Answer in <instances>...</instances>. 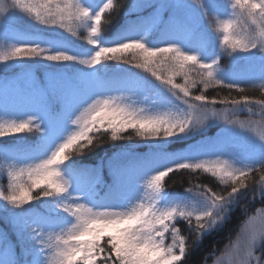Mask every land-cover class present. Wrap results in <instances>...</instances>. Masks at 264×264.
<instances>
[{"label": "trees", "instance_id": "1", "mask_svg": "<svg viewBox=\"0 0 264 264\" xmlns=\"http://www.w3.org/2000/svg\"><path fill=\"white\" fill-rule=\"evenodd\" d=\"M1 1L5 7L11 4V0ZM72 2L88 8L94 17L107 0ZM113 2L123 7L115 13L114 19L101 26L99 35L93 38L94 44H89L86 39L92 27L90 19L76 29V35H72L59 26L41 24L19 10H10L2 17L0 56L9 54L15 47L27 45L45 49L46 55L62 53L73 60L54 62L36 57L0 61V124L33 121L30 129L22 133L0 137V156H6L8 160L5 163L0 158V192H9L12 183L9 170L19 173L24 169L19 181L29 185L27 169L48 159L60 144L77 132L79 126L73 121L97 100H114L117 106L142 119L188 117V105L177 97L170 85L155 79L151 71L133 66V53L117 54L116 59L102 60L94 66L79 62L91 60L101 47L119 46L130 41H140L151 49L176 46L185 54L197 56L201 63L217 62L215 76L218 80L246 88V94L251 98L264 97V90L259 86L264 85V53L257 47L249 52L229 54L223 44L221 25L232 18L231 0H202L203 9L185 3L176 7V0H167V10L158 23L150 21L154 11L151 7L137 11L133 10L134 0ZM152 2L159 4L161 0ZM205 11L217 16L211 26L205 18ZM108 15L112 13H105ZM172 18L175 24L171 23ZM172 56L173 53H168L169 59L158 57L152 69L163 78L172 75L174 69L169 67L173 63ZM191 68L192 64L188 62L185 70L189 71V81H199ZM50 81H58L74 90L70 104H65L63 90L49 88ZM173 81L185 84L183 75L173 76ZM38 91L46 94V104L40 102ZM189 92L190 96L203 92L209 100L240 98L242 95L219 85L205 90L199 82L190 87ZM252 109L256 112L257 106L253 104ZM206 111L218 113L219 118L209 116L195 130L189 128L185 133L167 138L141 137L130 128L119 139L113 140L110 130H101L95 133L94 144L89 150L73 154L59 166L61 177L69 185L65 194L34 199L20 208L0 200V264H55L54 251L41 241L49 233H67L76 224V218L65 212L63 205L83 204L93 212H103L94 208L93 201L97 193L104 192L107 187L132 208L136 203L145 202L141 197L155 175L183 163L227 161L231 167L240 170L264 166V142L256 132V128L264 124L258 123L249 130V120L259 121L258 113L250 116L245 107H240L233 114L227 106L219 103L207 104ZM225 116L234 121V125L225 124ZM35 124L40 125L38 131ZM143 158L149 162L147 167L141 164ZM255 179L259 181L258 173ZM161 183L163 188L160 191L165 199L155 205L156 208L160 211L183 209L193 216L212 209L204 196L189 190L191 187L203 185L224 194L230 190L219 177L203 170L170 173ZM39 190H33V195L38 196ZM254 191L255 187L245 189L232 197L223 206L227 209L223 218L199 236L194 229V220L190 226L183 218L177 217L175 225L186 246L181 264H235L241 255L240 243L247 234L256 238L250 264H264V228L257 230L264 215V192L253 197ZM214 211L219 213L222 209ZM33 229L44 236H37ZM107 240L108 237L104 236L100 241L106 250ZM172 241L170 230L165 233L164 243L171 245ZM173 251L178 254L177 247Z\"/></svg>", "mask_w": 264, "mask_h": 264}, {"label": "snow or ice", "instance_id": "2", "mask_svg": "<svg viewBox=\"0 0 264 264\" xmlns=\"http://www.w3.org/2000/svg\"><path fill=\"white\" fill-rule=\"evenodd\" d=\"M192 4L203 9L202 0H191ZM176 7L182 6V0H176ZM233 8L232 18L222 22L221 30L224 33L223 44L227 46L228 53L249 52L259 47L264 52V0H231ZM123 5L113 0H107L103 7L96 12L95 16L90 15L88 8L81 6L79 2L72 0H11L7 7L0 5V14L7 15L10 10H19L29 16L34 17L39 23L44 25H55L76 35V29L84 25L87 20H92V27L88 31L86 39L89 44H94V37L99 35L101 26L106 25L115 18V13L119 12ZM145 7L154 9L150 21L158 23L162 19V14L167 10V0H161L159 4H153L152 0H134L133 10H142ZM239 9V11H235ZM111 12L112 15L105 16ZM208 24L211 26L216 15L207 11L204 13ZM171 23L175 24L174 18ZM246 26V27H245ZM240 29L237 31V29ZM46 50L35 46L15 47L9 54L0 56V61L14 59H31L43 57L48 61L64 62L73 60V57L58 53L46 55ZM133 53L132 63L137 68L151 71L155 79L163 84L170 85L171 90L177 97L186 103L190 109L187 118L170 119L168 117H148L138 118L130 111L115 104L114 100H97L94 104L83 111L74 121L79 126V130L72 134L64 143L60 144L51 156L34 167L27 169L31 183L24 185L19 181L20 175L24 173L21 169L19 173L9 170L8 175L12 183L9 192H0V200H4L12 207L20 208L29 204L34 199L41 197H58L68 191V181L61 177L59 166L68 160L73 154H83L93 146L95 133L109 131L113 140L119 139L121 134L128 129H135L136 134L145 138H167L185 133L189 128L195 130L202 126L205 121L212 116L219 118L218 113L209 114L206 111L207 104H221L228 107L233 114L240 107H245L251 115H259V121L249 120V130H252L258 123L264 124V97L254 99L249 97L246 88H241L232 84H225L218 80L215 72L217 62L201 63L195 55L185 54L176 46H167L151 49L140 41H130L114 47H101L91 60L79 61L88 66H94L102 60L116 59L117 54ZM168 53H173L170 58L173 62V74L163 78L162 74L152 69V65L157 64L158 57H167ZM191 62L190 71H195L199 81L193 79L189 81V71L185 70V65ZM163 63V61H161ZM159 67V65H157ZM183 75L185 84L174 83L173 76ZM197 82L203 85L206 90L210 86L219 85L227 88L231 92L236 90L242 95L240 98L225 97L209 100L203 92L199 95L190 96V87H195ZM264 90V85H259ZM49 88L53 91L63 90L62 98L66 105L70 104L74 95V90L68 89L66 85L58 81H50ZM38 96L42 104H46V94L38 91ZM199 102V104L195 103ZM257 106V111L253 112L252 105ZM224 123L234 125V121L227 116ZM33 124L31 119L23 122L13 121L10 124H0V137L8 133H22L30 129ZM36 131L40 129L39 124H35ZM92 133L93 135H90ZM264 141V135L260 137ZM72 150V151H70ZM5 163L8 162L6 156H0ZM186 170L189 173L203 170L210 172L213 176L219 177L221 183L227 186L226 194L218 193L203 185H194L189 190L196 191L205 197L211 209L202 214L192 215L183 209H172L160 211L156 208L154 200L140 203L131 211L122 212H93L92 209L83 204H64L63 210L76 218V224L67 232L60 234L33 232L37 236H44L41 241L47 248L54 251L55 264H181L186 254L184 238L179 236V230L175 225L177 217L183 218L190 226L195 221V232L200 235L222 218L227 211V205L231 198L245 189L255 187L253 197L264 192V166L250 170H240L231 167L227 161L206 162L201 161L195 164L183 163L175 168L162 171L155 175L148 184L151 193H158L162 188L161 183L170 173ZM259 174V181H256L255 174ZM35 177V178H33ZM41 185H44L41 188ZM39 195H33V190ZM36 192V193H37ZM216 209H222L219 213ZM171 230L173 241L171 245H165V233ZM107 236V250L101 245L102 237ZM255 235L251 239H246L247 256L252 257V247L255 244ZM178 248V254L173 248ZM250 264V261H245Z\"/></svg>", "mask_w": 264, "mask_h": 264}, {"label": "rangeland", "instance_id": "3", "mask_svg": "<svg viewBox=\"0 0 264 264\" xmlns=\"http://www.w3.org/2000/svg\"><path fill=\"white\" fill-rule=\"evenodd\" d=\"M182 3L192 4L191 0H182ZM0 5H3V2L1 0H0ZM2 17H5L4 14H0V23H2V20H3ZM256 132L260 138L262 135H264V126L256 128ZM140 161L142 162L141 164L144 167H147L149 165V162L145 161V158L140 159ZM144 199L146 202H151L154 200L155 204H158L162 201L163 194L160 192L153 194V193H151L150 189H147L144 193ZM121 200L122 199L120 197H118L115 193H112L109 191L102 199H98L96 201V207H101L102 209H105V211H109V212H119L116 208L121 205ZM136 206L137 205H134L132 208H128L127 206H125L122 208L121 211L122 212L131 211ZM262 228H264V215L262 216L259 224L257 225L258 231ZM246 239H249V240L251 239L250 234H247L243 238L242 242L240 243L239 251H240L241 255L235 264H245V261L250 260V258L247 256V248H246V243H245ZM255 244H254V246H255ZM254 246L252 247V249L254 248Z\"/></svg>", "mask_w": 264, "mask_h": 264}, {"label": "clouds", "instance_id": "4", "mask_svg": "<svg viewBox=\"0 0 264 264\" xmlns=\"http://www.w3.org/2000/svg\"><path fill=\"white\" fill-rule=\"evenodd\" d=\"M262 53H264V52H262ZM174 119V118H173ZM261 142H264V141H261Z\"/></svg>", "mask_w": 264, "mask_h": 264}]
</instances>
